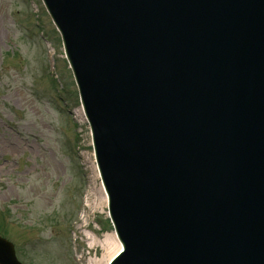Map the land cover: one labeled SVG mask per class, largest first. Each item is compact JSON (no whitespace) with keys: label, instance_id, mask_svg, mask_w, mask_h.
<instances>
[{"label":"water","instance_id":"water-1","mask_svg":"<svg viewBox=\"0 0 264 264\" xmlns=\"http://www.w3.org/2000/svg\"><path fill=\"white\" fill-rule=\"evenodd\" d=\"M44 2L124 246L111 264H264V0ZM0 264H23L1 236Z\"/></svg>","mask_w":264,"mask_h":264},{"label":"rangeland","instance_id":"rangeland-1","mask_svg":"<svg viewBox=\"0 0 264 264\" xmlns=\"http://www.w3.org/2000/svg\"><path fill=\"white\" fill-rule=\"evenodd\" d=\"M43 6L0 0V232L26 264H105L103 241L114 233L107 200Z\"/></svg>","mask_w":264,"mask_h":264},{"label":"bare ground","instance_id":"bare-ground-1","mask_svg":"<svg viewBox=\"0 0 264 264\" xmlns=\"http://www.w3.org/2000/svg\"><path fill=\"white\" fill-rule=\"evenodd\" d=\"M104 192V191H103ZM105 193V192H104ZM105 198L106 195L104 194ZM112 240L110 238H106L103 242V249H104V255H105V260L103 263L108 264L109 259L112 258L114 255H116L117 252L120 250V244L116 239V236L114 233H112Z\"/></svg>","mask_w":264,"mask_h":264}]
</instances>
